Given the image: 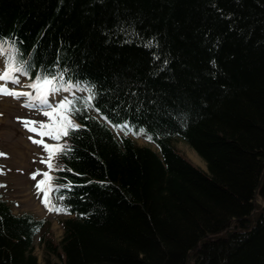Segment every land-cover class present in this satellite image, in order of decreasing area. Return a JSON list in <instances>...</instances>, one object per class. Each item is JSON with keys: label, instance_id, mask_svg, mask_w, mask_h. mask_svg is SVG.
<instances>
[{"label": "trees", "instance_id": "16d2710c", "mask_svg": "<svg viewBox=\"0 0 264 264\" xmlns=\"http://www.w3.org/2000/svg\"><path fill=\"white\" fill-rule=\"evenodd\" d=\"M0 35L99 86L52 157L66 210L40 189L61 237L0 191V264H39L36 236L42 264H264V0H0Z\"/></svg>", "mask_w": 264, "mask_h": 264}, {"label": "snow or ice", "instance_id": "6c2138e0", "mask_svg": "<svg viewBox=\"0 0 264 264\" xmlns=\"http://www.w3.org/2000/svg\"><path fill=\"white\" fill-rule=\"evenodd\" d=\"M121 31H123V28H121ZM105 32L107 33L106 29ZM155 43L157 42L153 37L146 46L150 47ZM0 52L5 53L4 68L0 70V81L4 82L0 83V93L10 94L16 97L27 96L30 98L27 106H39L41 108L51 109L43 113L51 118V121L48 123L44 121H29L28 118L21 117H17V119H23L25 126L29 127L32 132L39 133L40 137L49 136L58 141L61 136L66 135L70 129H78L80 127L79 124L74 123L70 119V116L80 112L81 109L77 105L81 104V102L87 107L94 100L98 99V85L93 84L87 79L84 81H74L73 78L67 76L66 70L58 63L47 64L45 62L37 65V63L34 62L35 57H33V60H25L22 56L19 42L15 37L0 35ZM58 59L59 57H57V60ZM167 64L168 61L165 59L161 67H166ZM33 72H35L34 77L32 75ZM20 75L28 77L29 82L23 87L30 88L33 91H23L8 87L9 82L18 85L20 83ZM119 87L120 85L117 86V89L113 93L114 95L119 91ZM123 87L127 89L126 95H128L129 98L127 102L120 101V103L127 108L134 106L138 111L143 110L144 100L141 98L140 92L138 91L143 87V82L125 81ZM75 88H86L89 95L78 100L75 97V93L72 91ZM64 93H68V95H63ZM133 97L135 98L134 104ZM149 103L157 104L159 101L150 100ZM37 123L43 126H35ZM128 124L129 121H122L118 127H126ZM32 139L34 142L43 145L50 158L53 157L54 154H64L69 150L61 143H48L44 139H37L36 137ZM42 162L49 165V167L52 166L51 159L43 160ZM40 171L41 170L38 169L31 173V175L35 177ZM51 179L52 177L49 175V172L44 171L43 179L37 181L38 190H45L44 203L49 205L50 210H66L63 207L51 205L48 200L47 185ZM68 186H72V182H68ZM61 199H63V197H61Z\"/></svg>", "mask_w": 264, "mask_h": 264}, {"label": "rangeland", "instance_id": "374dc122", "mask_svg": "<svg viewBox=\"0 0 264 264\" xmlns=\"http://www.w3.org/2000/svg\"><path fill=\"white\" fill-rule=\"evenodd\" d=\"M4 68V56L0 53V70ZM20 83H8V87L23 91H33L23 86L28 83L26 79L19 76ZM3 82V81H2ZM4 83V82H3ZM67 93H64L65 95ZM30 100L27 96L16 97L10 94L0 93V191L7 197L13 212H32L37 217H44L51 222L50 230L58 240L63 230L59 224L57 213L49 211L41 203V192L37 188V181L43 179V172L52 175V166L43 163V160L50 159L43 145L34 142L32 139H44L48 143H55L53 137H40L39 133H34L25 126L23 119L29 121H44L48 123L51 118L44 115L43 109L39 106H27ZM35 126L41 127L37 123ZM139 144H147L142 137H136ZM61 143V142H60ZM185 155L196 165L206 169L204 160L197 155L195 150L183 141L176 142ZM152 147H154L152 145ZM41 170L35 177L31 173ZM49 188L52 184L48 183ZM255 202L262 203L258 196ZM34 252L38 255L39 264L43 263V246L38 242V236L34 240ZM191 263V262H190ZM188 263V264H190Z\"/></svg>", "mask_w": 264, "mask_h": 264}, {"label": "water", "instance_id": "95a60500", "mask_svg": "<svg viewBox=\"0 0 264 264\" xmlns=\"http://www.w3.org/2000/svg\"><path fill=\"white\" fill-rule=\"evenodd\" d=\"M255 195V194H254ZM199 245H200V243L197 245V246H195V249H197L198 247H199Z\"/></svg>", "mask_w": 264, "mask_h": 264}, {"label": "bare ground", "instance_id": "6f19581e", "mask_svg": "<svg viewBox=\"0 0 264 264\" xmlns=\"http://www.w3.org/2000/svg\"><path fill=\"white\" fill-rule=\"evenodd\" d=\"M0 83H3L2 81H0Z\"/></svg>", "mask_w": 264, "mask_h": 264}]
</instances>
